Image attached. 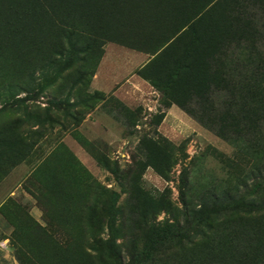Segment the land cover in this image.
<instances>
[{
    "label": "rangeland",
    "instance_id": "374dc122",
    "mask_svg": "<svg viewBox=\"0 0 264 264\" xmlns=\"http://www.w3.org/2000/svg\"><path fill=\"white\" fill-rule=\"evenodd\" d=\"M160 1L0 0V264H240L233 241L264 230L250 219L264 209V152L166 109L138 75L165 33L236 1ZM149 140L169 143L164 177L144 167ZM144 194L169 202L147 227L177 224L180 239L136 230Z\"/></svg>",
    "mask_w": 264,
    "mask_h": 264
},
{
    "label": "trees",
    "instance_id": "16d2710c",
    "mask_svg": "<svg viewBox=\"0 0 264 264\" xmlns=\"http://www.w3.org/2000/svg\"><path fill=\"white\" fill-rule=\"evenodd\" d=\"M232 1H236L233 5L236 10L222 12L213 3L205 10L193 13L178 29L165 33L146 52L151 59L138 71V75L161 94V105L166 109L175 105L219 139L254 152H264V0H253L254 11L248 10L247 0H229L230 6ZM162 4L160 0H148L149 8L161 7ZM137 9L139 7L134 6V10ZM135 14L142 15L140 12ZM213 15L216 17L211 18ZM251 18L258 19L254 20L255 26ZM87 51L89 48L84 52ZM164 115L163 112L159 120ZM165 148H170L169 143L164 147L149 140L142 149L144 167H151L163 177V167L172 156ZM258 186L251 189L258 190ZM116 202L117 194L113 193L110 210L115 208ZM222 205L231 208L233 203L224 202ZM260 208L252 211L250 219L261 218L258 227L264 228V209ZM138 209L142 223L136 221L134 224L136 230H140L142 225L144 230L147 218L169 209V202L164 195L144 194L139 198ZM186 211L185 216L189 218L187 207ZM90 220L94 222L93 215ZM174 225L177 224H151L147 229L162 233L161 239L166 243L181 238V232L174 235L181 229ZM209 225L206 218L199 226ZM115 227V222L110 225L108 222L111 232ZM258 230L251 225L241 239L233 241L237 251L235 257L240 264H264V230Z\"/></svg>",
    "mask_w": 264,
    "mask_h": 264
}]
</instances>
